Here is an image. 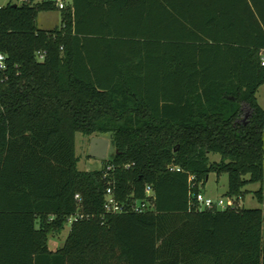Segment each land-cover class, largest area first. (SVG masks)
Listing matches in <instances>:
<instances>
[{
  "label": "trees",
  "instance_id": "16d2710c",
  "mask_svg": "<svg viewBox=\"0 0 264 264\" xmlns=\"http://www.w3.org/2000/svg\"><path fill=\"white\" fill-rule=\"evenodd\" d=\"M137 2L0 5V264H264V0ZM49 11L59 28L38 29ZM77 134L110 135L112 157L79 170ZM211 173L226 198L259 184L261 208L200 210ZM109 186H150L153 209L106 214Z\"/></svg>",
  "mask_w": 264,
  "mask_h": 264
},
{
  "label": "rangeland",
  "instance_id": "374dc122",
  "mask_svg": "<svg viewBox=\"0 0 264 264\" xmlns=\"http://www.w3.org/2000/svg\"><path fill=\"white\" fill-rule=\"evenodd\" d=\"M17 3L16 0H0V5H6L8 2ZM38 29H54L59 28L60 26V13L57 11H49V12H40L36 19ZM256 99L261 107L264 110V84H262L256 93ZM100 138L108 139L110 144L107 152L106 161L112 157L114 152V147L112 145V141L110 135H100L95 136ZM76 141V155L79 158V162L77 164V168L81 171H92L98 170L102 167L101 160L94 159L89 157V144H90V137H84L80 134H77L75 137ZM209 161L210 163L219 162L220 156L218 154H209ZM228 188V178L226 174H222L220 177H217L215 174L211 173L208 176V179L203 187H201L202 193L217 201L219 199L225 200V194ZM259 188V184H249L247 187L244 188V195L241 199L236 200V202L244 208H261V204L256 200L254 197V192L257 191ZM70 230V224H65L64 229L58 235L60 241H64L68 232ZM55 241L59 243V239ZM50 240L51 237L49 238Z\"/></svg>",
  "mask_w": 264,
  "mask_h": 264
},
{
  "label": "built area",
  "instance_id": "2783aa9c",
  "mask_svg": "<svg viewBox=\"0 0 264 264\" xmlns=\"http://www.w3.org/2000/svg\"><path fill=\"white\" fill-rule=\"evenodd\" d=\"M19 3L25 2L26 0H16ZM54 4L58 10H63L71 4V0H48ZM10 2V1H9ZM39 59L43 58V55L39 52ZM261 66H264V50L261 54ZM8 65L6 63V58L0 53V79L7 77ZM109 166L107 170H110ZM168 170L171 172H182V169L177 166L170 165ZM106 176V174H105ZM195 180L194 175H189L188 181L190 186H193V181ZM75 199L79 200V195H75ZM154 193L150 186L145 188V198L143 200H129L126 202H120L112 187H107L104 194L103 210L106 214H124V213H144L153 209ZM194 203L198 206L200 210H211L214 207L224 210L227 208H237L240 205L233 198H226L225 200L219 199L214 201L213 199L205 196L201 191L197 194H193ZM83 214L77 213L68 218L67 223L72 224L78 220L83 219Z\"/></svg>",
  "mask_w": 264,
  "mask_h": 264
},
{
  "label": "water",
  "instance_id": "95a60500",
  "mask_svg": "<svg viewBox=\"0 0 264 264\" xmlns=\"http://www.w3.org/2000/svg\"><path fill=\"white\" fill-rule=\"evenodd\" d=\"M109 144L110 142L108 139L95 136L91 137L89 144V157L101 161L106 160Z\"/></svg>",
  "mask_w": 264,
  "mask_h": 264
},
{
  "label": "crops",
  "instance_id": "0c3cea01",
  "mask_svg": "<svg viewBox=\"0 0 264 264\" xmlns=\"http://www.w3.org/2000/svg\"><path fill=\"white\" fill-rule=\"evenodd\" d=\"M117 1H119V0H117ZM184 0H180V2H183ZM211 1H214V0H199V3L200 2H204V3H209V2H211ZM133 2H135L136 4H139L140 5V3H138L137 2V0H133ZM45 30H50V29H45ZM58 235H60V234H58ZM58 235H50L49 236V238L51 237V239H53V240H50V239H48V243H47V246H48V249L51 251V252H56L58 249H60L62 246H63V244H64V241H60V239H59V237H57ZM68 235V234H67ZM54 237H57L59 240V243H57L55 240L56 239H54ZM67 237V236H66ZM66 239V238H65Z\"/></svg>",
  "mask_w": 264,
  "mask_h": 264
}]
</instances>
